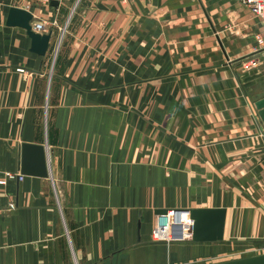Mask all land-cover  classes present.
<instances>
[{
  "label": "crops",
  "instance_id": "0c3cea01",
  "mask_svg": "<svg viewBox=\"0 0 264 264\" xmlns=\"http://www.w3.org/2000/svg\"><path fill=\"white\" fill-rule=\"evenodd\" d=\"M10 5L24 8L0 0V177L20 173V142L44 145L48 174L0 183V264L208 263L264 245V73L246 62L264 23L246 5L58 0L29 8L54 20L41 55L5 24ZM187 207H223L221 239L150 237L156 208Z\"/></svg>",
  "mask_w": 264,
  "mask_h": 264
},
{
  "label": "water",
  "instance_id": "95a60500",
  "mask_svg": "<svg viewBox=\"0 0 264 264\" xmlns=\"http://www.w3.org/2000/svg\"><path fill=\"white\" fill-rule=\"evenodd\" d=\"M48 3L56 7L58 0ZM32 14L29 10L10 5L7 8L5 24L24 29L29 37V50L43 54L50 36V31L38 32L30 27ZM258 116L264 125V96L254 101ZM18 170L23 174L47 176L46 151L43 144L20 142ZM188 217L191 219L190 239L193 241H214L221 239L224 220L223 207H187ZM165 208H156V213H164ZM203 264H264V252L218 260Z\"/></svg>",
  "mask_w": 264,
  "mask_h": 264
},
{
  "label": "built area",
  "instance_id": "2783aa9c",
  "mask_svg": "<svg viewBox=\"0 0 264 264\" xmlns=\"http://www.w3.org/2000/svg\"><path fill=\"white\" fill-rule=\"evenodd\" d=\"M22 3L25 9L31 7H44L49 0H17ZM246 5L252 15L264 23V0H238ZM23 8V7H22ZM30 11V10H29ZM31 12V11H30ZM33 15V13H31ZM32 21V20H31ZM30 21V27L34 31H43L49 23L54 20ZM45 32V31H43ZM247 65L258 68L264 73V36L259 33L254 34V44L252 45L247 57ZM21 70V68H18ZM20 178V173L4 171L0 177V183L5 179ZM191 219L185 208H169L164 213H155L153 216L150 237L154 240H184L190 238Z\"/></svg>",
  "mask_w": 264,
  "mask_h": 264
},
{
  "label": "rangeland",
  "instance_id": "374dc122",
  "mask_svg": "<svg viewBox=\"0 0 264 264\" xmlns=\"http://www.w3.org/2000/svg\"><path fill=\"white\" fill-rule=\"evenodd\" d=\"M237 1V0H236ZM71 7V5H69ZM67 20L64 19V21H62L63 25L66 24ZM63 25L61 24L60 29L58 31V35L56 39H58V37H61V33L63 32ZM264 252V245H252L246 249H242V250H236L235 252L229 251V253H224L221 254L219 256H217V258H224V259H229V258H235V257H239V256H246V255H251V254H256V253H261ZM223 259V260H224ZM202 261V263H204L203 260H199L197 262L194 263H190V264H200ZM206 262H211V261H206Z\"/></svg>",
  "mask_w": 264,
  "mask_h": 264
},
{
  "label": "bare ground",
  "instance_id": "6f19581e",
  "mask_svg": "<svg viewBox=\"0 0 264 264\" xmlns=\"http://www.w3.org/2000/svg\"><path fill=\"white\" fill-rule=\"evenodd\" d=\"M39 32V31H38Z\"/></svg>",
  "mask_w": 264,
  "mask_h": 264
}]
</instances>
